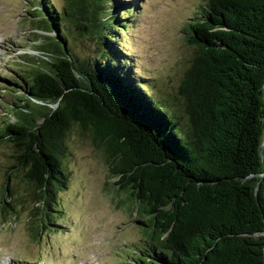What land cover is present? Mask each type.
<instances>
[{"label":"trees","instance_id":"trees-1","mask_svg":"<svg viewBox=\"0 0 264 264\" xmlns=\"http://www.w3.org/2000/svg\"><path fill=\"white\" fill-rule=\"evenodd\" d=\"M32 9L50 24L36 15L35 31L56 40L22 85L7 78L20 90L17 104H1L14 121H0V146L15 155L2 213L13 208V173L34 211L65 187V137L78 126L144 219L145 239L124 264H264V0H203L182 29L194 52L162 95L122 73L131 4L64 0L55 10L44 0ZM69 28L95 37L94 58L73 56Z\"/></svg>","mask_w":264,"mask_h":264},{"label":"rangeland","instance_id":"rangeland-1","mask_svg":"<svg viewBox=\"0 0 264 264\" xmlns=\"http://www.w3.org/2000/svg\"><path fill=\"white\" fill-rule=\"evenodd\" d=\"M43 1L0 0V121H14L1 104L18 103L14 91L20 89L7 78L22 85L19 76L42 66L43 51L56 40L52 33L35 31L39 25L34 16L46 18L41 11L35 15L32 8ZM123 1L136 9L127 14L131 25L119 38V56L127 63L120 65L122 73L130 70L131 78H138L150 93L170 94L194 52L184 43L182 29L203 0ZM49 2L60 10L64 0ZM64 32L73 56L95 57V37L70 28ZM64 143L65 187L54 186V197H46V205L37 211L27 198L29 187L21 174L12 172L13 208L6 214L0 209V264H124L129 250L145 239L138 223L144 219L114 184L104 149L91 131L74 126ZM14 156L12 147L0 146V203Z\"/></svg>","mask_w":264,"mask_h":264},{"label":"water","instance_id":"water-1","mask_svg":"<svg viewBox=\"0 0 264 264\" xmlns=\"http://www.w3.org/2000/svg\"><path fill=\"white\" fill-rule=\"evenodd\" d=\"M263 94H264V90H263ZM262 158H264V157H263V149H262Z\"/></svg>","mask_w":264,"mask_h":264}]
</instances>
